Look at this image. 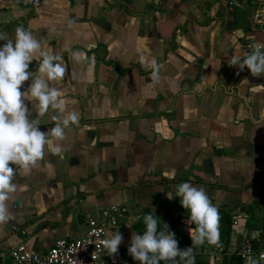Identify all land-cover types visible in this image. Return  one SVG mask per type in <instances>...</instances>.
I'll return each instance as SVG.
<instances>
[{
    "label": "crops",
    "instance_id": "1",
    "mask_svg": "<svg viewBox=\"0 0 264 264\" xmlns=\"http://www.w3.org/2000/svg\"><path fill=\"white\" fill-rule=\"evenodd\" d=\"M226 1L0 0V256L113 203L119 248L189 257L188 238L236 264L244 236L264 244V0ZM144 209L159 239L133 229Z\"/></svg>",
    "mask_w": 264,
    "mask_h": 264
},
{
    "label": "built area",
    "instance_id": "2",
    "mask_svg": "<svg viewBox=\"0 0 264 264\" xmlns=\"http://www.w3.org/2000/svg\"><path fill=\"white\" fill-rule=\"evenodd\" d=\"M39 0H33L37 6ZM257 0H227L228 7L240 6L246 3H256ZM259 16V13H255ZM250 55L257 59L264 55V40L252 42L249 45ZM130 213L128 204L113 203L102 207L95 216H88L85 231L78 236H64L55 240L42 250L30 248L24 240L11 246L0 256V264H132L148 253H160L164 262L176 264L174 250L156 244H130L131 251L122 253L117 242V232L126 225L125 218ZM235 217V216H234ZM25 233V229L20 230ZM254 234L244 236L237 250L241 258L254 254L252 240ZM220 252L221 245L215 246ZM264 260V251L257 254Z\"/></svg>",
    "mask_w": 264,
    "mask_h": 264
},
{
    "label": "trees",
    "instance_id": "3",
    "mask_svg": "<svg viewBox=\"0 0 264 264\" xmlns=\"http://www.w3.org/2000/svg\"><path fill=\"white\" fill-rule=\"evenodd\" d=\"M264 199V195L259 196V200ZM179 201V200H178ZM213 208L215 210H218L220 213V218L223 221V224L229 225L231 222V210L225 208V206L220 205V204H213ZM147 210L144 209L138 218V220L133 224V229L139 233L147 234L151 231H153L156 239L160 238V235L158 231V227L156 224L152 221L153 215L148 216L146 213ZM249 227H251L249 225ZM252 240V247L254 251H264V244L261 245L260 248H256V243L253 242ZM159 240H157V243ZM222 246V245H221ZM255 246V247H254ZM223 247V246H222ZM183 249L185 252L190 253L189 257H185L183 252L180 250H176L174 253V259L176 260V264H210V262L201 256V247H197L193 241L190 239L186 238L183 243ZM131 251V247L125 246L122 247L121 252L122 253H129ZM255 253V252H254ZM146 258V264H172L171 262H164L163 257L161 256L160 253H148L145 256ZM230 260L235 259L236 264H242V258L240 257L239 254H237V251H235L233 254L229 256ZM261 264H264V260Z\"/></svg>",
    "mask_w": 264,
    "mask_h": 264
},
{
    "label": "water",
    "instance_id": "4",
    "mask_svg": "<svg viewBox=\"0 0 264 264\" xmlns=\"http://www.w3.org/2000/svg\"><path fill=\"white\" fill-rule=\"evenodd\" d=\"M132 264H146L145 257H140L138 260L132 262Z\"/></svg>",
    "mask_w": 264,
    "mask_h": 264
}]
</instances>
